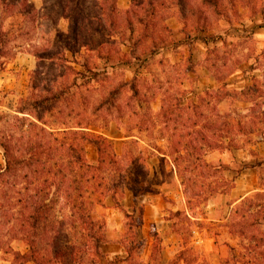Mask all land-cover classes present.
I'll use <instances>...</instances> for the list:
<instances>
[{
    "label": "rangeland",
    "instance_id": "1",
    "mask_svg": "<svg viewBox=\"0 0 264 264\" xmlns=\"http://www.w3.org/2000/svg\"><path fill=\"white\" fill-rule=\"evenodd\" d=\"M31 2L37 13L17 24L25 26L24 31L13 32L0 58V112L13 114L18 99L29 94L37 67L45 73H42L43 84L56 74L53 59L43 53L40 59L34 55L44 48L52 50L47 44L53 34L48 16L55 15L43 10V0ZM194 7L195 4L185 11L188 19L185 26L176 6L162 10L161 18L156 20L150 33L154 39L160 36L162 43L140 47L135 57H128L129 63L117 65L112 61L109 64H113V68L108 67L107 74L100 76L97 82L80 86L73 101L81 116L86 117L84 122L89 123L88 129L107 136L118 154L124 142L134 139L137 144L132 145V149L150 156L151 173L157 171V176L151 180L154 190L134 198L125 186L121 203L136 213L147 203L163 205L158 212L154 210L157 218L154 228L158 234L155 243L159 246L154 257L159 262L162 254L166 259L171 256L167 264H181L180 259H184L185 264H218L220 258L229 256L225 244L240 250L239 238L230 236L225 224L233 202L244 194L253 195L264 181V0H220L217 8L201 7L198 29H195V17L190 14ZM66 26L67 21L59 18L57 27L66 31ZM148 42L149 38L145 44ZM126 50L123 47V51ZM66 55L76 61L70 64L80 69L77 62L82 61L83 50L75 54L74 60L70 54ZM90 59L101 67L102 62L93 54ZM248 87L252 89L249 96L240 93ZM112 89H117L114 99L102 100ZM101 101L104 102L101 104ZM249 107L252 112L247 111ZM161 109L164 115L174 114L170 127L186 121L188 125L197 123L195 128H199L206 121L219 125L227 120L233 124L232 130L222 131L221 136H210V140L231 141L238 147L206 148L200 166L190 168L192 172H182L183 163L176 169L169 161L160 163L161 153L168 151L167 135L162 130L165 119L159 114ZM237 123L243 124V130ZM86 153L88 161L94 164L96 151L92 144L86 145ZM159 163L162 171H159ZM256 163L262 165L251 167ZM179 173L200 175L191 179L193 182L195 178L196 187L191 182L184 187L175 176ZM198 186L206 192L204 200L193 196L199 191ZM184 188L188 191L186 194ZM189 199L191 203H187ZM94 216L106 238L103 248H110V243L114 244L123 236V216L108 197L103 206L95 208ZM10 226L0 218V244L4 248L0 250V264H19L5 248L27 250L20 235H14L15 229L11 230ZM149 231V226L139 230L143 238L139 258L144 254L148 237L154 241ZM160 235L169 238H165L166 244L162 245L164 239ZM166 246L168 251L173 246L167 255L162 251ZM180 249L183 254L179 258ZM117 258L120 257L106 255L99 260L101 264L108 261L120 264Z\"/></svg>",
    "mask_w": 264,
    "mask_h": 264
},
{
    "label": "trees",
    "instance_id": "2",
    "mask_svg": "<svg viewBox=\"0 0 264 264\" xmlns=\"http://www.w3.org/2000/svg\"><path fill=\"white\" fill-rule=\"evenodd\" d=\"M192 2L195 7L190 14L195 17V29H198L200 8H217L220 0H131L123 11L117 8V0H43V10L55 15L53 18L48 16L53 34L47 44L52 50L44 48L34 55L40 59L43 53L53 59L56 74L43 84L44 72L37 67L29 94L18 99L13 114L0 112L3 162L0 164V218L5 219L11 230L15 229L14 235L19 234L27 245L24 252L5 248L14 262L101 264L99 259L105 256L100 246L106 238L94 211L97 206H103L108 197L123 216L121 244L126 257L118 261L142 264L137 255L142 244L139 239L143 225L142 209L137 213L125 210L121 203L122 188L126 186L134 198L152 192L151 180L157 176V171L151 173L150 156L132 149L136 140L124 142L123 150L118 154L107 136L91 132L89 123L84 122L86 117L81 116L73 101L80 86L97 82L100 76L107 74L108 67L113 68V64H109L112 61L117 65L129 63L128 57H135L140 47H155L162 43L160 36L155 39L150 36L162 10L176 6L185 26L188 20L185 11L193 5ZM36 13L31 0H0V58L13 32L21 34L24 31L25 26L17 24ZM59 18L67 21L66 31L57 27ZM148 38L149 42L145 44ZM123 47L127 50L123 51ZM79 50H83V59L77 62L80 69H76L71 64L76 63L73 57ZM66 53L74 61L69 60ZM91 54L102 62L100 68L91 62ZM116 92L117 89H112L102 100H113ZM250 92L251 87L240 91L248 96ZM251 107L247 111L252 112ZM159 114L165 119L162 130L167 135L168 149L161 153L160 163L169 161L175 169L183 163L182 172H192L190 168L200 166L206 148L238 147L231 141L210 140V136H221L222 131L232 130L233 124L227 120L219 125L206 121L199 128H195L197 123L188 125L186 121L170 127L174 114L164 115L162 109ZM236 126L243 130V124L237 123ZM87 144L95 148L94 164L88 161ZM155 149L159 151L157 146ZM160 163L159 171H162ZM183 174H175L181 184L186 187L191 182L196 187L195 178L193 182L191 179L200 175ZM198 187L199 191L193 196L204 200L206 192ZM259 187L260 190L233 206L225 226L230 236L239 238L240 250L225 244L229 256L220 258L218 264H264V181ZM183 192L188 191L184 188ZM149 232L154 236L150 258L155 264L154 253L159 246L155 243L158 234L154 224H150ZM2 247L0 244V250H4ZM182 254L183 251L179 252L178 257Z\"/></svg>",
    "mask_w": 264,
    "mask_h": 264
},
{
    "label": "crops",
    "instance_id": "3",
    "mask_svg": "<svg viewBox=\"0 0 264 264\" xmlns=\"http://www.w3.org/2000/svg\"><path fill=\"white\" fill-rule=\"evenodd\" d=\"M130 3H131V0H117V8L119 10H121V11L126 10L129 7ZM66 29H67V26H66ZM203 74L204 75H207V73H204V72H203ZM245 196H247V194H244L241 197H239L237 200H235L233 202L234 205L236 203H238ZM123 207L125 208V210L128 213H133L134 212V211L133 212H130L129 211V208H127L125 206H123ZM161 208L163 209V205L160 204V203H158V202H151V203L144 204L141 207V209H142V217H143V225L141 226V228H144L146 226H149L150 227V224L156 223L155 221H157V218L154 217L155 216L154 215L155 214V211L154 210H156L158 212V209H161ZM123 231H124V228H123ZM157 231L159 232V230H157ZM160 236L164 239L163 244L162 243L161 244L162 245L166 244L165 238H167V239H169V238L167 236H163V235H160ZM121 238H120V240H117L114 244L113 243H110V245H109L110 248H106V247L103 248V246H105L104 245L105 243L101 244L100 249H101V252L104 254L105 257H106V255L107 256L118 255L120 257V258H117L118 260L119 259H125L126 252H125L124 247L121 244ZM148 238H149V240L146 243L145 250H144V254L140 258V261L142 262V264H152V261H151L150 256L152 254V244H153V240H152V238L150 236ZM139 239L142 240L143 238H141L140 235H139ZM168 249H169V247L166 246V249H163L162 250V251H164L166 253L165 255H167L169 252L172 251L173 246L170 248L169 251H168ZM181 250L182 249L178 250V252H180ZM162 255H163V257L160 256V254H159V256H160L159 262H156L155 264H164V263L167 264L168 260L171 258V256H170V257H167V259H166L165 256H164V254H162ZM180 261H181V264H185V260L184 259H180ZM118 262L120 264H127V263H122L121 261H118Z\"/></svg>",
    "mask_w": 264,
    "mask_h": 264
}]
</instances>
